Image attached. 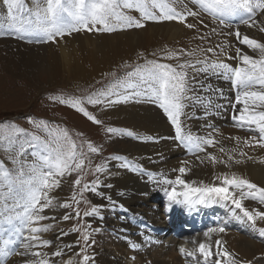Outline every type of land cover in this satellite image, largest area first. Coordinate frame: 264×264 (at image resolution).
Here are the masks:
<instances>
[{"label": "bare ground", "instance_id": "bare-ground-1", "mask_svg": "<svg viewBox=\"0 0 264 264\" xmlns=\"http://www.w3.org/2000/svg\"><path fill=\"white\" fill-rule=\"evenodd\" d=\"M168 3L177 11L183 10L184 4H187L189 9L197 11L198 16L187 19V23L196 27L189 29L185 24L177 21H145L143 28H127L113 32H89L82 29L72 32L64 37V40L42 46L41 44L35 46L40 43L37 42L38 40H42L40 37L34 38L33 43L25 42L29 37H25V41L0 40V51L6 48L10 60L9 70H5L7 74L11 72L14 77H23L27 80L46 75L51 84H60L61 81L70 83L73 80L92 78L100 71L117 65L121 60L131 61L140 58L139 52L143 53L141 57L144 58L146 54L161 51L168 55L169 52L180 50H184L185 53L197 50V55L183 54L179 57V61L175 57L166 58L172 62L188 60L195 62L207 58L210 61H223L233 67L239 63L238 58H235L237 48H240L244 54L259 58V50L240 44L235 32L239 29L241 38L247 35L264 43V31L260 30L264 27V11L256 13V26L249 27L241 22L247 19V13L225 19L224 24L221 25L218 19H214L209 12L203 11L194 0H184V4L168 0ZM149 7L157 15L160 14L151 4ZM124 11L130 16L140 18L138 11L126 9ZM213 29L216 30L215 33L212 32ZM41 35L42 33L39 36ZM217 45L220 48H217ZM210 47L216 49L215 54L207 53L206 50ZM199 49L205 51L200 53ZM188 75L190 78L188 96L191 99L184 101V114L181 117L184 131L199 137H206L212 133L219 142L215 146H205L204 152L186 148L176 139L174 126L160 106L159 98L154 95V89L158 85L148 80L146 76L141 79L137 75L128 83L136 85L134 90L141 93L139 97L108 108L100 107L101 114L122 125L121 129L131 130L135 135L117 133L110 137L112 147L106 154L103 165L106 171L96 172L94 175L90 173V179L93 178V181L98 180L100 183L98 192L86 191L82 196L79 194L78 201L84 206L85 211L91 204L99 209L98 214L89 216L92 229L87 232L90 236L88 242L91 248L87 253L90 257L88 264H202V258L196 252L199 243L202 241L208 243L215 251L217 239L224 241V247L235 253L242 264L247 262L264 264V237L253 231L249 225L235 220L227 208L221 205H196L193 208L184 205L168 207L164 189L169 185L158 181L163 177L175 179L183 162H187L185 166L189 171L182 178L188 182H195L196 186L201 182L219 183L215 179L217 176L223 173L229 175L235 173L258 187H264V162H262L264 147L243 143L244 139L252 136L259 139V133L250 131L247 127H238L233 120L232 105L238 90L233 87L227 76L213 72H194L192 69H188ZM127 91L133 89L124 86L118 90L121 95L127 94ZM235 91L237 94H234ZM240 107L241 105L237 104L236 110ZM81 116L80 118H83ZM234 137H240V142L233 139ZM221 147L225 149L224 153L219 151ZM234 148L236 152L231 151ZM241 151L247 156L241 157ZM208 153L215 155L217 160L225 161L230 154L235 160L242 162H230L229 166L223 163L213 164L207 158ZM46 154V149L36 150V147L32 146L26 154V164L34 163L41 155ZM248 156L252 159H248ZM115 157L127 158L134 166L122 167V159ZM60 179V187L50 193L55 197L53 206L42 213L48 219L35 225H50L49 231L38 233L42 239L51 242L49 246L38 249H25L22 246L20 233L23 224L16 219L11 222L8 220L10 216L15 217L16 212L23 211L22 208H15L19 196L11 193L8 203L0 205V264H26V261L38 259L31 254L35 251L47 253L50 264H59L78 252L81 259L79 264H82V257L85 254L80 252L81 246L79 240H76L78 235L72 228V230H64L70 220L62 218L69 213L66 208L60 207L66 199L71 198L72 192H67L69 187H64L69 178L63 176ZM244 205L249 210L264 211V205L258 201L248 199L244 201ZM111 206H114V209H111ZM52 217L55 219H51ZM58 223L63 224L59 230L54 228V224ZM222 223L226 226L225 233L211 234L210 238L204 237L203 233L209 227ZM199 225L202 227L196 229ZM257 227H264V221L258 220ZM79 235L80 242L84 245L83 233ZM193 239L196 243L192 242ZM5 248L8 253L6 255L2 254ZM181 248L185 250L184 254L181 253ZM58 250L63 254L52 256V253ZM188 252H195V259L187 256Z\"/></svg>", "mask_w": 264, "mask_h": 264}, {"label": "snow or ice", "instance_id": "snow-or-ice-1", "mask_svg": "<svg viewBox=\"0 0 264 264\" xmlns=\"http://www.w3.org/2000/svg\"><path fill=\"white\" fill-rule=\"evenodd\" d=\"M19 2L20 0H5V3L9 5V13ZM173 2L184 4V0H173ZM194 2L199 4L203 11L209 12L214 19H218L221 25L224 24L225 19L233 18L241 13H247V19L241 22L249 27L256 26V13L264 11V0H194ZM149 4H151L152 8L158 9L160 14L157 15L153 12ZM125 9L138 11L140 18L137 19L128 15L124 11ZM198 15L199 13L189 9L187 4H184L183 10L177 11L176 8L168 3V0H46V7L37 9L39 24L32 26L29 23V26L22 30L42 33L46 39L43 41L38 40L37 42H56L57 37L63 38L65 35H70L72 32L82 29L89 32H113L127 28H143L145 27V21H177L192 29L196 25L187 23V19ZM202 23L203 21H201ZM260 30L264 31V27ZM215 31V29L212 30L213 33ZM235 35L240 44L259 50V58L244 54L240 48H237L235 58H238L239 63L234 67L223 61H210L207 58L204 60L198 59L195 62H178L176 65L159 63L156 60H146L144 65H137L132 72L127 74L129 77L139 75L141 79L146 76L148 80L158 85L154 89V95L159 98L160 106L164 109L169 121L174 126L176 139L186 148L204 152L206 151L205 146H215V144L219 143L212 136V133H209L206 137H199L184 131L181 119L184 114V101L191 99L188 96L190 91L188 69H192L194 72H213L217 75L227 76L231 80L233 87L238 90L232 105L234 109L233 120L238 127H247L250 131L259 133V139L256 136H252L244 139L243 143L245 145L264 147V43L251 39L247 35L241 38L239 29L236 30ZM217 48H220V46L217 45ZM220 50L223 51V49ZM198 51L203 53L205 50L199 49ZM206 51L207 53H216V49L211 47ZM183 54L195 56L197 55V50L187 53L184 50L169 52L168 58L175 57L179 61V57ZM229 58L233 59V57ZM197 65H200V67H197ZM135 87V84H128L127 88L133 89V91H127V94L124 95L109 90L98 94L97 98L90 96L86 100L88 104L102 105L103 108H108L114 104L126 103L139 97L141 93L135 91ZM221 95H223L222 92ZM112 96L116 98L112 99ZM60 102L69 103L70 106L77 109L92 122L98 125L102 123L83 106V101L80 98L68 101L61 100ZM237 104L241 105L238 110H236ZM36 126L47 128V122L41 121ZM49 132L53 139L42 142L47 149L46 155H41L32 164H22L14 177L6 169L0 172V179L8 185L9 193H22L16 201L15 208H22L23 211L16 212L15 217L10 216L8 220L11 222L16 219L23 224L20 236L23 240L22 246L25 249H38L51 244L49 240L42 239L38 235V233L49 231L50 225L35 226L39 225L40 221L48 219L42 213L53 206L55 197H52L50 193L60 187V177H63L66 173L84 170L88 153H98L100 151L91 142L87 143V153L77 151L78 146L69 136L66 129L56 128L49 130ZM106 132L127 136L135 135L131 130L115 127H107ZM37 139L39 138L37 137ZM233 139L239 143L241 138L234 137ZM9 143L11 144L10 138ZM219 151L224 153L225 149L221 147ZM231 151L236 152V149L234 148ZM18 155H23V150ZM240 156L244 157L247 154L241 151ZM115 158L122 159L120 157ZM207 158L213 164L223 163L226 166H229L230 162H242V160H235L230 154L227 161L223 159L217 160V157L211 153L207 154ZM247 158L252 159L250 156ZM186 164L187 162H183L182 166L179 167V175L175 179L163 177L158 181L169 185L168 188L164 189L169 208L172 205H184L188 208H193L196 205H221L229 210L235 220L249 225L253 231L264 237V227H257L258 220L264 221V211L249 210L244 205V201L248 199L258 201L264 205V187H258L248 179L235 173L231 175L223 173L217 176L215 179L219 183L205 184L201 182L199 186H196L195 182H188L182 178L189 171L185 166ZM121 166L131 168L134 165L127 158H123ZM105 171L106 168L100 165L95 168L97 173ZM74 183L75 185H80L81 178L77 177ZM99 187L100 183L98 180L86 183L81 188L80 194L82 196L84 191L97 193ZM72 199L75 200V192ZM70 206L67 201L60 205L63 208ZM98 213L99 209L93 206L89 211L84 212V217ZM75 215L79 218L80 212L76 211ZM69 218V214H65L62 219L68 220ZM51 219H55V217ZM73 231H77V229L74 228ZM225 231L226 226L222 223L209 227L204 231L203 235L206 238H210L211 234L225 233ZM62 234L67 235V233ZM89 238V234L85 231L83 233L85 245H87ZM192 242L196 243L195 239ZM224 243L221 239H217L215 241L216 249L213 251L210 244L203 241L200 242L196 252L202 258V264H242L236 258L235 253L224 247ZM180 251L184 254L185 250L181 248ZM80 252H86V247H81ZM2 254H8L6 248ZM31 254L38 259L26 261V264H50L47 253L35 251ZM62 254V251L58 250L53 252L52 256H61ZM187 256L195 259L196 253L188 252ZM213 257H215L214 260ZM89 260L90 257L87 254L83 255L82 264H88ZM247 264H251V262H247Z\"/></svg>", "mask_w": 264, "mask_h": 264}, {"label": "rangeland", "instance_id": "rangeland-1", "mask_svg": "<svg viewBox=\"0 0 264 264\" xmlns=\"http://www.w3.org/2000/svg\"><path fill=\"white\" fill-rule=\"evenodd\" d=\"M44 7H46V0H20L16 7L11 10V13H9V5L5 3V0H0V40L16 39L18 41L20 39L21 41H25L24 38L29 37L25 42L33 43V39L36 37H40L42 39L41 41L46 39L43 34L39 36L41 34L39 32L35 33L33 31L22 30L28 27L29 23L32 26L39 24L37 9H42ZM67 36L68 35H65L64 37ZM63 38L57 37L56 41L61 39L64 40L65 38ZM51 43L55 42H40L35 44V46H39V44H41V46L48 45ZM0 54V159H2L3 162L2 166H0V172L6 169L15 176L22 164L25 163L24 165H28L26 164V154H28L32 146L36 147V150L46 149L42 142L51 141L53 139L49 130L56 128L66 129L72 140L71 130H74L78 141L81 143V147H83V149H81L78 146L77 151H84L87 153L88 142L98 147L100 151L98 153L87 154L83 171H74L64 175L69 178L68 183L66 185L64 184V187H69L67 192H72L71 198L66 199L71 205L66 208L70 216V224L68 223L64 230H72L74 228L78 230V228H80L79 233H84L86 229L83 219L87 223V229L91 230L89 218L84 217V206L80 202L77 203L79 194L83 184L90 179V173L91 175L96 173L95 171L94 173L91 171L89 172V170H91L92 167L96 168L98 164L103 166L105 164L106 154L111 151L112 141L110 137L113 134L107 133L106 128L115 127L121 129L122 125L111 120L108 116L101 114L100 107H102V105L91 106L87 103L86 98L90 96L92 98H97L98 94L108 92L109 90L118 92L120 88L127 86V84L133 80L132 78L136 77H129L127 74L132 72L137 65H144L146 60H156L159 63H170L173 65H176L178 61L172 62L167 59L166 57L168 55L164 51L146 54L144 58L141 57V53L139 52L140 58H134V60L131 61L121 60L112 68L100 71L97 75L95 74L93 76L94 78H84L78 81L73 80L70 83L61 81L60 84H51L46 75H40L39 78L34 80H27L23 77H14L10 74L11 72L7 74L9 70L8 64L10 62L7 49H1ZM4 61L7 62L5 63ZM114 97L115 96H112L111 98L114 99ZM76 98H80L83 101V106L90 113L95 115L102 124L98 125L92 122L77 109L70 106L69 103L60 102L61 100L68 101ZM80 115H82L81 117L83 118H80ZM41 121L47 122V128L36 126ZM94 125L97 127L95 128ZM37 137L39 139H37ZM9 138L11 139V144L9 143ZM22 150L23 155H18ZM89 161L91 162L89 163ZM77 177L81 178L80 185H75L74 183ZM74 192L75 200L72 199ZM15 194L17 196L22 195V193L19 192H15ZM9 195H11V193L8 192V185L0 179V196H2L3 202H6ZM111 209H114V206H111ZM76 210L80 212L79 218L75 215ZM61 226L62 225L58 223L55 227L59 229ZM76 240H78L77 237ZM84 243L85 242H83V244ZM80 260V258H77L76 253V256L74 255L70 259H64L59 264H71L72 261H75L73 264H79Z\"/></svg>", "mask_w": 264, "mask_h": 264}]
</instances>
